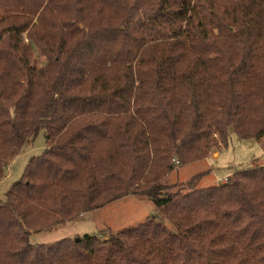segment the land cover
<instances>
[{"label":"trees","instance_id":"obj_1","mask_svg":"<svg viewBox=\"0 0 264 264\" xmlns=\"http://www.w3.org/2000/svg\"><path fill=\"white\" fill-rule=\"evenodd\" d=\"M0 15V180L38 133L47 146L0 200V264H264V153L208 188L162 183L230 129L264 138V0H0ZM127 196L158 220L29 243Z\"/></svg>","mask_w":264,"mask_h":264},{"label":"rangeland","instance_id":"obj_2","mask_svg":"<svg viewBox=\"0 0 264 264\" xmlns=\"http://www.w3.org/2000/svg\"><path fill=\"white\" fill-rule=\"evenodd\" d=\"M36 63L40 64L37 60ZM211 139L215 140V135H212ZM227 140L225 148L212 149L203 162L185 167L176 165L162 181L163 185L169 188L164 193L176 192L180 184L190 181L197 175L201 176L197 181V187L208 188L215 184H221L237 170L249 168L255 163H262L264 138L261 140L240 139L230 129L227 133ZM46 147L43 132H40L24 145L21 153L12 162L5 164L4 175L0 180V200H5L6 193L21 179L29 161L42 156ZM151 219L158 220L152 201L127 196L102 209L66 222L54 230L32 233L29 236V243L33 246H47L60 240L73 241L86 235L100 238L108 232L116 233ZM164 225L173 230L169 223L164 222Z\"/></svg>","mask_w":264,"mask_h":264},{"label":"built area","instance_id":"obj_3","mask_svg":"<svg viewBox=\"0 0 264 264\" xmlns=\"http://www.w3.org/2000/svg\"><path fill=\"white\" fill-rule=\"evenodd\" d=\"M176 164H177V162H175ZM228 181V179H225L222 183H224V182H227Z\"/></svg>","mask_w":264,"mask_h":264},{"label":"crops","instance_id":"obj_4","mask_svg":"<svg viewBox=\"0 0 264 264\" xmlns=\"http://www.w3.org/2000/svg\"><path fill=\"white\" fill-rule=\"evenodd\" d=\"M230 178V177H229Z\"/></svg>","mask_w":264,"mask_h":264}]
</instances>
